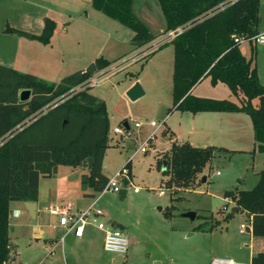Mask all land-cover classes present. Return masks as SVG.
I'll use <instances>...</instances> for the list:
<instances>
[{"label":"rangeland","instance_id":"rangeland-1","mask_svg":"<svg viewBox=\"0 0 264 264\" xmlns=\"http://www.w3.org/2000/svg\"><path fill=\"white\" fill-rule=\"evenodd\" d=\"M137 2L141 4L138 12L154 22H163L158 1L155 0L153 4L145 0ZM89 10V19L84 23L83 30L79 23H74L69 36L63 40L62 30L59 29L56 42L58 53L63 54L66 45L69 60L73 61L76 57L83 60L78 65L63 67L61 75L51 77L48 83H59L63 77L76 71L69 72L73 67L77 69L89 62L93 54L103 50V34L97 36L96 31H107L106 22L115 24L110 28L112 31L118 26L130 32L91 6ZM260 18L261 33L264 30V0H260ZM167 35L164 32L156 36L163 39ZM121 36L124 37L123 34ZM148 46L140 48L139 53L132 50L128 43L127 48L120 49L118 56L111 58L117 60H111L112 65L102 71L100 81L89 87L90 94L105 102L110 121L109 146L102 175L108 182L113 179L118 181L121 189L124 180L121 174L125 173L130 178V183L125 187L124 200H120L119 193L110 189L99 192L84 185V175L81 173L91 175L87 159L78 166L87 168L85 170L79 168L73 171L70 166L61 164V176L68 170L74 176H69L68 185L72 187L66 193L61 191L60 199L73 203L80 210L96 204L104 216L92 218L83 237L54 228L56 219L49 213L47 199L50 200L57 192L58 178H42L40 196L42 201L47 202L40 205L38 218L32 219L29 213L21 217L16 214L15 206L11 207L10 236L19 255L7 264H115L117 255L104 249V233L97 227L101 221L120 229L128 239V252L122 264H210L216 255L227 257L228 254L242 253L239 248L248 241V234L240 233L241 225L247 227L246 216L242 213L232 215L236 205L225 198L224 193L238 189L240 181L250 186L255 173L264 169V152L261 153L258 148L254 152L252 142L250 145L245 140H238L234 134L228 137L219 127L222 125L220 115L172 110L174 47L168 45L150 53L151 47ZM252 46L253 43L249 41L241 44L247 58L251 56ZM256 54L258 72L264 81V45H257ZM136 84L141 85L145 94L132 101L128 92ZM85 90L79 88L73 94ZM193 95L237 100L226 85H213L210 78L205 79ZM241 118L250 123L253 138L250 116L246 114ZM152 122L157 126L152 127ZM126 123L132 128L128 134H114V128L122 129ZM136 123L144 125L141 129H135ZM175 139L179 144L189 142L200 148L203 145L221 148L215 152L197 181L188 188L166 187L170 177L163 174L167 161L164 159L171 154ZM143 147L147 149L145 153L141 151ZM204 177L207 178L206 182H203ZM135 188H139V193H135ZM85 191L95 197L85 196ZM190 212L197 215L195 220L185 216ZM201 225L203 228L215 227L216 231L210 235L198 229ZM39 237L53 239L54 244L37 240Z\"/></svg>","mask_w":264,"mask_h":264},{"label":"trees","instance_id":"trees-1","mask_svg":"<svg viewBox=\"0 0 264 264\" xmlns=\"http://www.w3.org/2000/svg\"><path fill=\"white\" fill-rule=\"evenodd\" d=\"M157 1L167 24L166 34L188 25L160 47H174L172 110L245 113L253 122L258 149L264 152V85L258 75L254 41L260 33V0H234L223 10L216 8L229 0ZM92 5L133 30L131 44L137 48L159 38L136 17L132 0H92ZM56 26L46 19L38 39L49 44ZM237 38L253 43L250 58L243 54L242 43L235 42ZM111 65L99 58L59 83L0 65V264L13 262L19 255L10 236L11 203L38 202L41 179L53 178L61 164L78 167L91 158V175L83 176L84 185L100 192L109 184L102 175L110 131L106 104L90 94L91 88L67 94ZM208 78L213 85H226L237 100L193 95L194 88ZM23 90L32 92L26 102L20 101ZM61 97L65 101L52 107ZM219 150L216 146L200 148L189 142H174L171 154L164 159L169 162L163 172L170 177L166 187H191ZM224 196L253 217L256 255L252 264H264V170L252 190L235 189ZM213 228L201 225L198 229L210 232Z\"/></svg>","mask_w":264,"mask_h":264},{"label":"crops","instance_id":"crops-1","mask_svg":"<svg viewBox=\"0 0 264 264\" xmlns=\"http://www.w3.org/2000/svg\"><path fill=\"white\" fill-rule=\"evenodd\" d=\"M133 1H134V6H133L134 13L143 21L145 25H147L150 31L155 36L158 35L159 33L164 34L166 30V22L164 21L165 20L164 17H163V22L161 21L154 22L151 18H148L143 14H141V12H138V10H140L141 4H138L137 0H133ZM145 1L147 3H152V4L155 2V0H145ZM90 6L94 10H96L92 5V0H0V16H1L0 65L10 68L20 74L32 75L37 77L38 79L48 82V80H52L51 77L52 78L56 76L59 77L61 75V70L63 67L69 66L70 64H74V66L76 64L77 65L80 64V62L83 60L80 57L74 58L73 61L68 59L69 49L66 48V45L63 48V54L58 53V44H56L58 39L57 34L59 32L58 30L61 29L62 38L63 40H65V38L69 36L68 34L70 29L74 28L73 26L74 23H79L80 28L83 30L84 23L89 19ZM105 16L108 17L107 15ZM46 19L52 20L57 25L54 35L49 44H43L38 39V37L41 36L43 33ZM81 21L84 22L81 23ZM112 21L118 22L122 27L129 29L130 32H128L127 30H123L118 26H115V29H113L112 31L110 28L115 24H110V22H106L107 31L104 32L96 31L97 36L99 35V33L103 34L105 41L101 47L103 48V50L100 51L99 53L93 54L91 56V60H90L91 62L89 61L90 63L86 61V63L80 65V67H77V69L73 67L74 69H71V71L69 72H72V70H76L74 71L75 73L77 71L86 69L91 63L95 62L99 58H103L109 62H111V60L113 61L117 60L111 58H115V56H118L120 49L127 48L128 43L131 44V40L135 35L133 30H131L129 27L125 26L124 24L120 23L117 20L112 19ZM62 26L63 28H61ZM261 32H264V30H261ZM122 34L124 37L121 36ZM131 46H132V50H137L138 52L142 50L140 48H137L136 46H133L132 44ZM256 66H257V60H256ZM258 75L260 82H264L261 79V75L259 72ZM202 82H200L194 88L193 92L199 87V85ZM54 83H58V82H54ZM203 97L212 98L207 96H203ZM219 100H223V99H219ZM212 113H214L215 115H220L222 119L221 124L223 126L220 125L219 127L224 129V131L226 132L225 134H228V137L230 134H234L238 138V140H245L250 145L252 142V147L254 148V152H255L256 148H258V145L255 142L254 126H252L253 129V138H252L250 133L251 130L250 123L247 122L244 118H241L242 115H246L245 113H219V112H212ZM228 126L230 128H226ZM174 141L179 143L176 139ZM191 145L193 144L191 143ZM208 146L210 145H203L202 148H206ZM70 168H72L73 171L74 170L76 171L81 167H70ZM87 168H81V169L85 170ZM263 170L264 169H262L260 172L255 173V179L252 180L249 187L243 185L244 183L240 181V184L237 188L242 191L252 190L258 184L260 180V173ZM61 173L62 172L59 166L57 174L53 177V178L56 177L58 178V183L56 184V189H55L57 192L55 193L54 197L51 195L52 197H50V200L47 199L50 204L49 207L56 205H66V204L73 205V203L71 202H65V200L60 199L59 193L61 194V191H63L64 193L69 191L72 185L71 186L68 185L69 183L68 178L69 176H74V175H71V172L69 170L66 173H64L67 175L62 174L61 176ZM81 174L87 175L85 173H81ZM79 176L80 175H78V177ZM40 187H41V181H40ZM84 195L89 197L90 196L95 197V195L89 194L88 192L85 193ZM225 198L224 200L226 201L227 199ZM229 199L231 200V198ZM47 200L42 201L39 192V200L38 202H36L37 203L36 218H38L39 215L40 205L44 202H47ZM13 206H15L16 208V214L21 217H25V213H28L25 207V202H12L10 209ZM234 209H238V208L234 207ZM75 210H80V209L75 208ZM236 213H242L243 215L246 216V223H247L246 233L248 234V241H246V243L242 245L243 247L239 248V251H241L242 253H237L236 255L228 254L226 256L234 260L237 264H252V259L256 255L255 249L253 247V234H252L253 217L249 216L245 211L240 209H238V211L235 212L234 214ZM61 229L66 230L67 234H72L71 231L65 228H61ZM215 231L216 228H213L208 234L213 235ZM241 234L245 235V233H241ZM36 239L45 241L50 245L54 244L53 239H48V238L42 239V237ZM217 257L219 256L216 255L213 258H217Z\"/></svg>","mask_w":264,"mask_h":264},{"label":"built area","instance_id":"built-area-1","mask_svg":"<svg viewBox=\"0 0 264 264\" xmlns=\"http://www.w3.org/2000/svg\"><path fill=\"white\" fill-rule=\"evenodd\" d=\"M234 0H229L225 2L224 4H221L216 9L223 10L226 7H228L231 3H233ZM186 28H188V25L178 28L172 32H170L167 36H163V39L155 40L151 44H149L151 47L150 53L159 49L161 46H163L166 43H169L172 41L175 37L180 35ZM246 40L244 38H237L235 39L236 43H243ZM257 45H264V32L259 33L256 38L254 39ZM140 53V52H139ZM138 53V54H139ZM145 57V56H144ZM101 72H98L94 75H92L85 83L73 88L67 95H72L74 92H78L79 88H82L83 90L94 86L100 81ZM69 95V96H70ZM65 101V98L61 97L54 101L51 106L56 107L59 104L63 103ZM144 124L142 123H136L134 128L135 129H141ZM152 127H156L157 124L155 122L151 123ZM132 128L129 130H126L125 127L122 129L119 127H116L113 129L114 134H120L125 135L128 134L129 131H131ZM143 153L147 151L145 147L141 149ZM121 177L123 179H127L130 183V178L126 176L125 173L121 174ZM119 182L116 180H112L107 185L106 189H110L115 193H119L121 188L119 187ZM135 193H139V188H135ZM164 194V191L161 192V195ZM229 199V198H228ZM227 199V200H228ZM229 201V200H228ZM232 202V200H230ZM225 209H227L225 207ZM49 213L52 217L56 219V223L54 224V228H65L72 233L76 237H83L86 231V228L90 225V220L95 217H103V211L98 208L96 204L91 206L90 208L86 210H75L74 206L72 204H66V205H56L49 208ZM97 227L99 230H101L104 233V249L107 253L115 254L117 257H124L128 252V239L125 237L123 231L120 229H116L105 222H99L97 224ZM241 233L247 232V227L245 225H241L240 229ZM210 264H237L234 260L230 258L225 257H217L212 260Z\"/></svg>","mask_w":264,"mask_h":264},{"label":"water","instance_id":"water-1","mask_svg":"<svg viewBox=\"0 0 264 264\" xmlns=\"http://www.w3.org/2000/svg\"><path fill=\"white\" fill-rule=\"evenodd\" d=\"M31 90H23L21 93H20V101L21 102H26L28 101L30 98H31ZM145 94L143 88L141 87L140 84H136L129 92H128V96L129 98L132 100V101H136L138 100L139 98L143 97ZM125 128L126 130H129L130 129V126L128 123L125 124ZM87 162H88V168L89 170H91V167H92V159L91 158H88L87 159ZM168 165H169V162L166 161L165 164H164V167H163V172L167 170L168 168ZM207 181V178L204 177L203 178V182H206ZM129 184V181L127 179H124L123 180V188L120 190L119 192V198L120 200H124L125 198V195H126V189L125 187ZM25 207L30 215V217L32 219H35L36 218V208H37V203L36 202H25ZM238 209H234L232 211V213H235L237 212ZM186 217H190L191 219L195 220L197 215L193 212H190V213H187L185 214ZM125 262V258L124 257H117L115 258V264H122Z\"/></svg>","mask_w":264,"mask_h":264}]
</instances>
